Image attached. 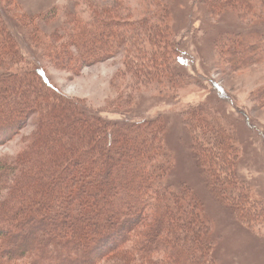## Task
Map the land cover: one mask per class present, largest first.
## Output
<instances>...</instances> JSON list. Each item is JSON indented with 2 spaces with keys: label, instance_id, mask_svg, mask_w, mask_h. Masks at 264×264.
<instances>
[{
  "label": "trees",
  "instance_id": "16d2710c",
  "mask_svg": "<svg viewBox=\"0 0 264 264\" xmlns=\"http://www.w3.org/2000/svg\"><path fill=\"white\" fill-rule=\"evenodd\" d=\"M201 2L212 15L245 20L255 3L264 14V0ZM164 8L168 13L169 6ZM127 12L77 17L66 46H55L56 34L49 35L51 43L33 31L31 40L57 66L76 74L113 58L121 44L146 28L149 48H141L140 58L126 57L122 76L161 78L159 85L176 87L177 74L169 67L182 58L170 38L173 27L165 25L167 16L158 12L130 20ZM260 23L261 31L216 39L218 56L231 69L261 61L264 19ZM27 24L36 29L31 19ZM23 58L0 19V145L36 120L30 147L11 165L0 166V264H218L200 200L186 183L173 182L165 121L107 120L84 101L59 92L43 69H21ZM204 109H189L182 117L204 185L235 220L262 219L235 170V136Z\"/></svg>",
  "mask_w": 264,
  "mask_h": 264
},
{
  "label": "rangeland",
  "instance_id": "374dc122",
  "mask_svg": "<svg viewBox=\"0 0 264 264\" xmlns=\"http://www.w3.org/2000/svg\"><path fill=\"white\" fill-rule=\"evenodd\" d=\"M253 5V14L242 20L230 14L212 15L201 0H0V19L12 31L24 57L21 69H43L59 92L84 101L107 120L140 122L161 117L165 121L167 148L175 163L173 182L186 183L200 200L213 233L218 264H264V94H258L264 91V54L254 65L234 70L215 48L216 39L225 34L262 30L264 14L257 3ZM113 10L128 11L130 20L151 18L158 12L167 16L165 25L173 27L170 38L182 58L181 63L169 67L177 74L172 81L176 87L159 85L161 78L146 82L144 77L131 81L130 75L122 76L126 57L140 58L141 48H149L146 28L121 44L113 58L83 67L76 74L57 66L31 40L33 31L47 36L51 43L49 35L56 34L55 46H66L77 17L96 12L109 18ZM29 19L36 29L27 24ZM196 107H207L204 110L214 115L209 116L235 136L239 150L235 170L257 205L255 214L261 213L262 219L235 220L229 207L217 201L204 185L182 120L187 110ZM35 131L33 118L19 134L1 144L0 166L6 168L19 159L30 147Z\"/></svg>",
  "mask_w": 264,
  "mask_h": 264
}]
</instances>
